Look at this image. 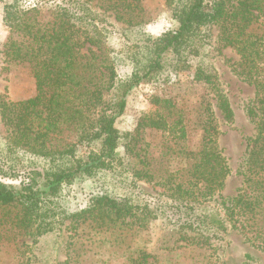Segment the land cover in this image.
<instances>
[{
  "label": "trees",
  "instance_id": "trees-1",
  "mask_svg": "<svg viewBox=\"0 0 264 264\" xmlns=\"http://www.w3.org/2000/svg\"><path fill=\"white\" fill-rule=\"evenodd\" d=\"M164 2L174 27L155 37L144 29L141 0L4 4L5 59L27 64L35 84L30 97L0 98L7 131L0 135V178L19 180L0 179V207L16 210L15 225L24 234L51 233L62 214L107 229L159 222L188 243L214 250H223L236 226L264 250V0ZM206 27L217 28V41L238 56L234 70L254 88L246 113L255 132L238 170L241 186L229 197L220 193L230 168L216 138L219 119L230 123L234 112ZM114 32L117 46L107 42ZM191 67L213 101L201 112L197 148L184 146L185 127L169 99H155L163 107L142 114L133 130L116 127L137 86ZM144 128L178 139L165 146L166 154L182 158L177 171L160 172L151 158L140 156L136 146ZM77 145L87 148L85 156L77 155ZM86 179L94 188L82 207L69 212L58 204L63 186ZM150 182L162 191L147 194L142 184Z\"/></svg>",
  "mask_w": 264,
  "mask_h": 264
},
{
  "label": "rangeland",
  "instance_id": "rangeland-1",
  "mask_svg": "<svg viewBox=\"0 0 264 264\" xmlns=\"http://www.w3.org/2000/svg\"><path fill=\"white\" fill-rule=\"evenodd\" d=\"M7 1L0 0V98L19 100L32 96L35 84L27 64L7 62L5 59L4 47L9 30L3 22V9ZM141 7L146 21L144 29L151 37L174 27L164 0H141ZM205 30L211 35L210 51L234 112V119L230 123L219 119L216 138L218 148L230 168L220 193L229 197L241 186L242 177L238 170L245 155L246 142L255 132L254 124L246 113L254 97V88L234 70L238 56L232 48L222 46L217 41V28L206 27ZM107 42L117 46V32L111 34ZM193 63L194 59L191 58V66ZM211 97L205 87L194 80L192 67L176 73L169 71L167 77L149 81L132 91L125 112L116 121V127L121 131L133 130L142 114L163 107L154 104L155 99H169L174 113L181 115L185 127L184 146L195 149L201 138V112L207 102H213ZM217 111L215 109L220 118ZM6 134L0 122V135ZM66 137L69 141L74 140L72 134ZM175 139L168 132L144 128L136 149L140 156L152 159L155 169L173 173L182 166L183 161L177 152L169 151L166 154L165 146L173 147L174 141L178 142ZM76 153L85 156L87 148L77 145ZM0 179L12 183L19 181ZM142 186L149 195L162 191L160 186L151 182ZM93 188L94 183L90 179L76 181L63 186L56 201L67 211L73 212L85 204L87 193ZM15 217L14 208L0 207V264H264V250L247 239L236 226H230L228 243L223 250H214L207 244L188 243L181 238V234L167 227L162 228L159 222L142 229L134 224L119 223L107 229L90 218L82 221L60 214L51 233L35 237L30 233L24 234L23 229L15 225Z\"/></svg>",
  "mask_w": 264,
  "mask_h": 264
}]
</instances>
